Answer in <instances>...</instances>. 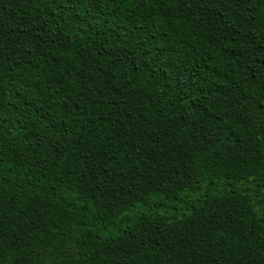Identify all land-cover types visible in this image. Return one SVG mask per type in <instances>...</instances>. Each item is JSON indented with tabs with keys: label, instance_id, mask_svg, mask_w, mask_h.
<instances>
[{
	"label": "trees",
	"instance_id": "16d2710c",
	"mask_svg": "<svg viewBox=\"0 0 264 264\" xmlns=\"http://www.w3.org/2000/svg\"><path fill=\"white\" fill-rule=\"evenodd\" d=\"M0 264H264V0H0Z\"/></svg>",
	"mask_w": 264,
	"mask_h": 264
}]
</instances>
